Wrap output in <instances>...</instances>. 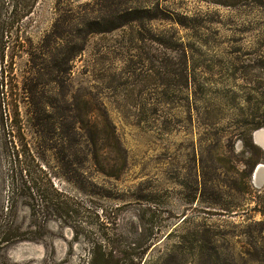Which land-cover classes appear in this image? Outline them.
Masks as SVG:
<instances>
[{"label":"rangeland","instance_id":"obj_1","mask_svg":"<svg viewBox=\"0 0 264 264\" xmlns=\"http://www.w3.org/2000/svg\"><path fill=\"white\" fill-rule=\"evenodd\" d=\"M101 114L118 177L74 129ZM258 130L264 0H0V264H264ZM21 136L70 218L9 199Z\"/></svg>","mask_w":264,"mask_h":264},{"label":"trees","instance_id":"obj_2","mask_svg":"<svg viewBox=\"0 0 264 264\" xmlns=\"http://www.w3.org/2000/svg\"><path fill=\"white\" fill-rule=\"evenodd\" d=\"M101 121H86L79 122L75 130H83L86 133L85 140H81L89 148L93 150V161L97 165H106L108 168H101L100 172L108 177H118L121 173V167L118 170L113 166V163H121L123 165L124 159L119 152V141L113 131V127L105 114H101ZM259 127V126H257ZM256 128H246L242 134L249 135ZM22 137V136H21ZM11 149L7 151L8 169H9V199L14 200L18 196H22L28 191L30 197L34 195L37 201L42 205H51L60 219L70 218L74 212L71 204L62 198L60 193L52 189V195H46L44 191L37 187L36 183L30 176L31 167L36 164V157L30 152L28 143L23 139L20 140L19 145H11ZM19 147V148H17ZM95 148V149H93ZM111 163V164H110ZM54 193V194H53ZM72 227V226H71ZM73 229V228H72ZM93 249L88 264H112L114 257L109 251V244L104 242H97L93 244Z\"/></svg>","mask_w":264,"mask_h":264},{"label":"bare ground","instance_id":"obj_3","mask_svg":"<svg viewBox=\"0 0 264 264\" xmlns=\"http://www.w3.org/2000/svg\"><path fill=\"white\" fill-rule=\"evenodd\" d=\"M255 140L257 144L264 149V130H261L256 134ZM255 180L259 185L264 182V171L262 169H258L255 173Z\"/></svg>","mask_w":264,"mask_h":264},{"label":"water","instance_id":"obj_4","mask_svg":"<svg viewBox=\"0 0 264 264\" xmlns=\"http://www.w3.org/2000/svg\"><path fill=\"white\" fill-rule=\"evenodd\" d=\"M258 131H259V130H258ZM258 131H256V132L254 133V136H253V137H254V140H255V134H256Z\"/></svg>","mask_w":264,"mask_h":264}]
</instances>
